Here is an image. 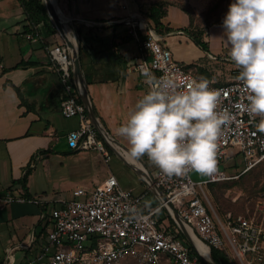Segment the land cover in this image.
I'll return each mask as SVG.
<instances>
[{"label": "crops", "instance_id": "1", "mask_svg": "<svg viewBox=\"0 0 264 264\" xmlns=\"http://www.w3.org/2000/svg\"><path fill=\"white\" fill-rule=\"evenodd\" d=\"M41 1L45 8L44 0ZM59 3L63 14L72 20L71 26L82 45L84 74L96 116L118 141L112 142L113 146L124 155L127 142L115 134V129L126 121L150 84L132 71L138 61L136 42L126 35L123 25L111 22L128 14L124 5L130 10H141L134 0H60ZM35 7V1L31 0H0V196L12 193L40 201L0 207V264H28L46 241L49 222L43 215L49 213L50 204L58 199H76L74 190L93 189L111 175H115L124 188L138 194L148 191L143 200L145 210L162 204L150 182L112 152L102 138L111 154L109 163L96 151L77 152L69 147L67 137L79 128L80 122L77 118H65L61 113L66 93L44 43L68 46L50 16L56 34ZM162 23L165 28L176 27L177 36L174 32L165 35L178 61L184 60V47L208 61L209 54L216 56L210 48L203 51L197 47L183 31L190 24V18L179 6L170 5ZM35 30L41 32L44 43L27 38ZM93 31H108L109 35H102L109 37V45L102 43L100 37L96 44L89 37L83 42L84 33ZM210 31L204 32L203 40L214 47ZM228 65L234 75V64ZM194 66L199 71L200 75L195 73L198 78L214 82L209 75V62ZM192 67L188 65L194 72ZM75 90L80 98L76 83ZM128 161L156 179L159 169L147 156L138 162ZM158 219L172 231L179 230L180 236L191 245L167 208L158 214ZM203 253L210 255L209 249Z\"/></svg>", "mask_w": 264, "mask_h": 264}, {"label": "built area", "instance_id": "2", "mask_svg": "<svg viewBox=\"0 0 264 264\" xmlns=\"http://www.w3.org/2000/svg\"><path fill=\"white\" fill-rule=\"evenodd\" d=\"M124 8L129 10L128 14L111 24L123 25L126 35L137 44L138 61L132 71L147 80L169 76L181 87L191 78L199 79L187 65L174 58L166 35L159 33L141 11L130 10L128 5ZM27 38L43 42L39 30L28 34ZM44 47L60 74L66 93L61 113L65 118H77L80 122L79 128L67 137L69 147L77 152L96 151L109 163L111 154L99 139L75 90L69 48L48 43H44ZM209 57L231 62L229 56L209 54ZM233 74L235 78L230 83H210V87L222 92L220 110L228 109L235 116L231 124L222 128L215 174L195 181L191 171L170 178L159 171L155 183L167 202L149 210H145L143 204L148 191L138 194L124 188L115 175L93 189L78 188L73 191L76 199H58L50 204L49 213L43 215L49 222L46 241L28 264H124L126 261L132 264H206L195 243L189 245L179 230L172 231L158 219L166 205L178 212L193 241L194 238L201 241L210 253L213 249L223 251L232 264H264V197L254 215L222 216L206 191L211 184L238 177L227 172L230 158L241 156L246 161V171L264 160V133L255 126L258 118H252L246 111V95L237 80L236 68ZM25 202L40 201L12 193L0 196V207Z\"/></svg>", "mask_w": 264, "mask_h": 264}, {"label": "clouds", "instance_id": "3", "mask_svg": "<svg viewBox=\"0 0 264 264\" xmlns=\"http://www.w3.org/2000/svg\"><path fill=\"white\" fill-rule=\"evenodd\" d=\"M228 56L238 70L246 111L264 133V0H233L223 19ZM149 90L135 103L115 134L126 140L125 158L148 160L167 177L195 172L211 177L218 170L222 128L235 116L220 110L222 92L205 77L183 87L172 77L149 80Z\"/></svg>", "mask_w": 264, "mask_h": 264}, {"label": "rangeland", "instance_id": "4", "mask_svg": "<svg viewBox=\"0 0 264 264\" xmlns=\"http://www.w3.org/2000/svg\"><path fill=\"white\" fill-rule=\"evenodd\" d=\"M144 3H153L158 0H142ZM169 3H174L177 6L182 4L191 5L194 8V12L196 17L194 18V25L198 26L202 31H206L212 26H215L210 31V38L212 40V46L209 47V50L216 54L217 57L221 56H228L229 52V45L220 37L223 35V28L222 25H217L219 22H223L224 17L228 12L229 5L233 2V0H164ZM60 0L58 4L60 5ZM214 9H219L213 12ZM174 28L173 35L177 36ZM187 30L193 32L195 31L194 28H191L189 24L186 28ZM179 31V30H178ZM108 31H93V32H85L83 35V42L87 40L88 37L91 39L93 44H96L97 37H100L99 40L102 41L105 45H109V37L104 36ZM93 38V39H92ZM89 39V40H90ZM90 41V43H91ZM197 46V45H196ZM198 47V46H197ZM200 48V47H199ZM171 49V48H170ZM201 49V48H200ZM202 50V49H201ZM173 52V50L171 49ZM204 51V50H203ZM174 54V52H173ZM176 60H179L174 56ZM206 57L199 55L196 51H190L189 49L184 47L183 50V62L185 65L193 66L194 73L197 75L199 71L195 69L197 66H194L196 63H207L209 62V75L212 76L211 80L214 81L212 84H225L230 83L234 80V75L231 73L232 67L228 64L231 62L229 61H220V60H213L207 56L209 61ZM199 59V60H198ZM233 64V63H232ZM238 162L239 164V171L240 174H244L246 172V161L241 156H235L234 158H230L228 160V167L230 164H234ZM117 163V162H116ZM251 173H247L243 176V178L236 177L234 179L228 180L225 184H218L215 187H207L206 191L210 196L215 208L217 209L218 213L220 214H232V215H245L251 216L255 213H258L259 203L264 197V162L259 163L254 168L251 169ZM235 173V172H234ZM192 178L195 181H202L208 179V176H202L195 172L191 173ZM235 182V184H233ZM254 186L255 184L258 185V188L255 193L250 194L249 185ZM124 264H132L131 261H126Z\"/></svg>", "mask_w": 264, "mask_h": 264}, {"label": "water", "instance_id": "5", "mask_svg": "<svg viewBox=\"0 0 264 264\" xmlns=\"http://www.w3.org/2000/svg\"><path fill=\"white\" fill-rule=\"evenodd\" d=\"M44 5H45V3H44ZM45 9H46L48 15L50 16V14L46 8V5H45ZM57 17H58V20L60 21L59 25H56L55 22L54 21L53 22L56 25L58 32L60 33L62 38L65 40L66 45L68 46V48L71 52L73 65H74L75 83H76V87L78 89L81 101H82L83 105L85 106L87 113H88L90 119L92 120L94 126L96 127L100 137L106 142L107 146L111 149L112 152H114L118 157H120L127 165H129L131 168H133L135 171H137L143 178L148 180L150 182V184L152 185L153 191L160 196L162 203H166L167 199H166L165 195L163 194V192L161 190L157 189L154 178L146 170L135 166L133 163H130L125 158V156L121 153V151H119L117 148H115L113 146L112 142L118 143V141L113 139L110 136V134L105 130V128L102 126V124L100 123L99 119L96 116L94 107L92 105V102H91V99L89 96L87 81L85 78L83 62H82V45H81V42L79 41L78 36L76 35L75 31L73 30L75 37H76L75 38L76 44H75V46L73 45L71 37L69 36V34L65 28L66 22H63L61 20V18L58 16V14H57ZM50 18H51V16H50ZM166 206H167L166 208L170 211L173 219L178 223V225L182 229L187 241L191 245L194 246V241H193L192 237L190 236V234L188 233V231L186 230V227L183 224V221L181 220L178 212L171 205H166ZM201 257L205 261L206 264H219L216 262V260L214 259L213 255L211 253H210L209 257H205L204 255H201Z\"/></svg>", "mask_w": 264, "mask_h": 264}, {"label": "trees", "instance_id": "6", "mask_svg": "<svg viewBox=\"0 0 264 264\" xmlns=\"http://www.w3.org/2000/svg\"><path fill=\"white\" fill-rule=\"evenodd\" d=\"M31 1H35L36 3V10L38 12L39 15L43 16L44 20L46 21V24L51 28L52 33L56 34L57 30L56 28L51 24V20L42 4L41 0H31ZM134 3L137 4V7L139 6V9L141 10V12L146 16V18L148 19V21L150 22V24L161 34L165 35L167 33L173 32V29H169V28H165L163 26L162 20L165 16H167L168 13V7L170 5H176L174 3H169L167 1L164 0H158L156 2L153 3H144L142 0H134ZM179 7L189 16L190 18V25L191 28H194L195 31L191 32L187 29H184L183 31H185L188 36L192 39V41L198 46L200 47L202 50L207 51L208 49V45L207 43L203 40V34L204 31H202L200 28H198V26L194 25V18L196 17L195 12H194V8L191 5L188 4H182L179 5ZM219 9H214L213 12L217 11ZM49 21V23L47 22ZM219 24H223V22H219ZM99 139H101L100 135H99ZM264 162V160L262 161ZM260 162V163H262ZM227 172L229 175L231 176H239V178H243V176L247 173H251V169L246 171L244 174H240L241 171H239V164L238 162H235L234 164H230V166L227 168ZM235 172V173H234ZM228 181L225 182H221V183H215V184H211L210 187H215L218 184H225ZM23 185L25 186L26 184V178L22 181ZM235 184V182L233 183ZM264 187V184H263ZM250 190V194H253L256 192L258 185L255 184L254 186H252L251 184L249 185ZM228 214V213H227ZM227 214H221L222 216L227 215ZM173 222V221H172ZM174 223V222H173ZM212 255L214 257V259L219 263V264H231L230 259L227 257V255L223 252L220 251L218 249H213L212 250Z\"/></svg>", "mask_w": 264, "mask_h": 264}, {"label": "bare ground", "instance_id": "7", "mask_svg": "<svg viewBox=\"0 0 264 264\" xmlns=\"http://www.w3.org/2000/svg\"><path fill=\"white\" fill-rule=\"evenodd\" d=\"M44 3L46 5V8L51 16V18L53 19V21L55 22L56 25H59V20H58V17H57V14L58 16L61 18V20L63 22H66V25H65V28L69 34V36L71 37V40L73 42V45L75 46L76 44V37H75V34L73 32V29H72V26H71V23H72V20L68 17H66L63 12L61 11L60 7H59V4H58V0H44ZM53 4V5H52ZM56 11H55V10ZM122 151V150H121ZM195 239V245H197L196 247L198 248V250L205 256V257H209V254H205L203 253L204 252H207L208 249L207 247L201 243L198 239L194 238ZM201 249V250H200Z\"/></svg>", "mask_w": 264, "mask_h": 264}]
</instances>
